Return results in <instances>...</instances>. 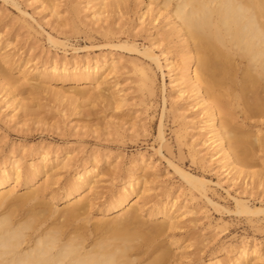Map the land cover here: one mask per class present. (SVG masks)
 <instances>
[{"label":"rangeland","instance_id":"obj_1","mask_svg":"<svg viewBox=\"0 0 264 264\" xmlns=\"http://www.w3.org/2000/svg\"><path fill=\"white\" fill-rule=\"evenodd\" d=\"M76 1L82 7L78 17L68 10L72 0H58L59 15L40 0H0V49L13 60L0 64V78L10 72L19 99L28 104L24 110H14L9 91L0 84V167L10 168L18 161L29 174V167L49 153V163L55 161V168L31 185L49 180L52 193L47 200L61 209L68 183L84 168L95 166L99 175L93 205L88 208L90 225L112 217L105 209L127 181L135 182L139 176L133 197L142 196L145 226L160 222L149 219L147 212L154 208L165 206L178 216L169 236L179 241L180 247L172 250L183 255L180 263L208 264L220 259L233 264L241 247L257 248L264 258V211L259 212L264 209V181L254 174L263 168L245 169L236 178L220 168L219 155L211 157L214 151L205 143L211 134L200 128L204 112L191 105V93L179 92L168 67V57L181 62L179 39L171 36L166 40L162 31L157 34L163 26V31L171 29L166 26V12L158 14L157 20L152 19V13L140 18L148 0H139L137 7L130 0L128 14L97 21L87 0ZM109 28H113L111 35L135 43L140 51L109 42L110 36L104 35ZM145 49L154 51L162 67L143 54ZM103 59L117 62L104 96L80 99L75 104L56 97L60 90L68 96L72 93L71 84H64L59 74L36 89V81L23 73L32 70L30 78L42 66L57 61L72 66ZM143 70L153 79L152 84L142 82ZM95 85L87 87L90 95L97 92ZM117 90L120 96L113 95ZM259 155L264 157L263 152ZM181 171L208 180L209 198ZM24 182V178L13 181L8 188L15 186L16 194H22ZM239 197L249 202L251 212H238L234 198ZM247 263L264 264V259L257 261L251 256Z\"/></svg>","mask_w":264,"mask_h":264},{"label":"bare ground","instance_id":"obj_2","mask_svg":"<svg viewBox=\"0 0 264 264\" xmlns=\"http://www.w3.org/2000/svg\"><path fill=\"white\" fill-rule=\"evenodd\" d=\"M40 1L56 15L60 14L58 0ZM79 3L72 0L68 8L74 17L82 11ZM134 3L139 5V0ZM87 5L97 21L117 14L121 17L130 11V0H87ZM145 8L140 18L152 13V19L157 20L158 14L166 12V26L171 29L163 31V26L157 29V34L162 31L166 40L171 36L179 39L181 62H176L174 56L168 57V67L179 92L191 93V105L204 112L200 128L211 134L205 142L214 151L211 157L219 155L220 168L234 173L236 178L245 169L262 166L263 171L254 174L264 181V157L259 155L264 153V0H148ZM111 34L113 28L104 33L110 36L109 42L140 51L135 43L122 42ZM143 54L162 67L153 50L145 49ZM0 56V64L13 62L1 49ZM109 61L72 66L57 61L39 68L35 77L28 78L33 75L32 70L23 73L27 79L36 81V89L59 74L64 84H71L72 93L68 96L60 90L56 97L75 104L80 99L104 96L109 75L117 67V62ZM142 73V82L152 84L147 71ZM1 83L11 95L9 101L14 110L28 108L25 99H19L10 72L2 75ZM93 83L97 92L90 95L87 87ZM119 92L113 91V95L120 96ZM160 136L164 138L162 128ZM49 160V153H43L40 163L29 167V174L24 173L18 161H13L10 168L0 167V264H183L180 263L183 255L172 250L180 247L179 241L169 236L178 216L165 206L161 210L154 208L147 212L149 219L160 222L145 226L142 196L133 197L138 191L139 176L135 182L127 181L105 209L112 217L90 225L88 208L93 205L97 168H84L70 181L65 188V205L55 209L47 200L52 193L50 181L38 180L39 185H31L53 171L55 161L49 163ZM181 172L208 197V180ZM22 178L26 185L22 194H16L15 186L8 188ZM234 199L238 212L252 211L246 199ZM251 256L257 261L264 259L259 249L241 247L233 264H249ZM208 264L224 263L216 259Z\"/></svg>","mask_w":264,"mask_h":264}]
</instances>
